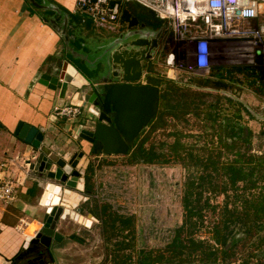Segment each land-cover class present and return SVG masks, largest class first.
<instances>
[{"label": "rangeland", "instance_id": "1", "mask_svg": "<svg viewBox=\"0 0 264 264\" xmlns=\"http://www.w3.org/2000/svg\"><path fill=\"white\" fill-rule=\"evenodd\" d=\"M167 39H170L169 35ZM235 44L234 42H225L222 45L219 43L214 45L209 66L202 71L196 72L197 76L204 79L230 84L232 86L231 91L227 92L211 84H206L202 88H193V84L183 81L184 74L182 72H176L170 79L181 83L188 82L191 88L207 92V94L202 96L199 99L200 101L197 100L198 104L201 103L199 106L200 110L197 111L198 114L188 113L178 121L165 116L162 121L157 123L158 127L151 132H149L150 126L145 127L144 131L149 135L145 145L149 141L156 147L162 143L169 144L172 141V136L169 133L177 130L186 135L182 140L188 146L192 145L195 152L200 154L199 150L202 146H210L214 149L212 152H215L216 136L213 135V128L216 126L206 122L203 118V112L207 111L205 105L211 103L220 115L233 116L235 110L239 107L224 100V97H229L228 95L230 94L244 102L251 112L264 116V98L260 94L255 93V86L251 83L256 79V73L254 75H246L240 72H231L228 76H222L223 78L213 75V72H216L218 67L228 69L233 66H248L244 58L233 54ZM163 51H157L158 53L154 55V58L148 60L145 65L146 67L150 66L152 71L158 76L169 78L166 75V69L162 62ZM206 88H209V90ZM87 107L93 109L89 104ZM84 114L86 115V112ZM239 114L238 124L246 126L252 132L250 138L251 152L258 153L259 151H263L264 119L262 120L255 116L249 118L243 111H239ZM82 117L85 119L83 115L79 118ZM78 124L79 122L75 125L78 127ZM80 145L83 148H87L86 144ZM80 145L73 142L72 149L74 150L76 147L78 149ZM72 149L71 151H73ZM161 150L167 152L166 146H162ZM226 158H230V155L227 153L221 154L220 159L222 161ZM87 162L93 168V192L83 194L81 191L79 201L72 205L71 208H67L68 213L59 217L56 221V228L63 235L76 234L81 239L79 242L75 240L69 243L71 249L68 251L69 254L62 256L63 260L61 264H109L110 258L115 254V244L120 240L133 241L132 247L117 252L119 255L129 252L131 261L135 259L136 250L139 247L145 250H161L171 237L172 230L181 222L182 208L180 196L183 182L187 176L197 175V169L188 163L185 167L172 159L163 164H127L125 162V155H101L99 158H91L88 155ZM80 172V182H83L84 170L81 169ZM48 181L51 182L50 180ZM40 183L43 185L44 180L40 181ZM62 187L63 191L70 190L77 194L76 189L66 186ZM41 190L42 186L40 189L38 188V191ZM63 191L60 196L61 198L64 194ZM203 194L204 196H209L210 204L217 205L215 210L217 213L223 201V195L210 192H204ZM228 195V202L231 205L232 197L230 191H228ZM102 201L107 202L113 210H116L120 214L133 215L134 225L132 233L123 232L122 234L107 237V234L102 232L100 221L88 212L90 208H93L94 203L98 204ZM62 208H64L63 205ZM77 214L83 218H88L90 225L85 227L83 223L78 222L75 218ZM87 214H90V217ZM203 214V225L195 233L194 238L215 247L211 238L212 225L213 221L218 218V215L211 214L206 209L203 211ZM242 237L243 234L240 231L236 233L232 239L236 241L233 253L225 261H221L218 257V264H264V244L254 247L253 242L256 241L254 240L255 237L249 241L242 239ZM184 264L202 263L195 260Z\"/></svg>", "mask_w": 264, "mask_h": 264}, {"label": "trees", "instance_id": "2", "mask_svg": "<svg viewBox=\"0 0 264 264\" xmlns=\"http://www.w3.org/2000/svg\"><path fill=\"white\" fill-rule=\"evenodd\" d=\"M256 63L259 61L256 60ZM258 71L259 67L256 65L233 66L228 69L218 67L213 75L223 78L222 76H228L231 72L246 75L256 73V79L253 77L251 83L255 86V93L264 98V82L256 83ZM144 79L145 84L158 88L157 111L147 125L150 126L149 132L154 131L158 127L157 123L165 116L178 121L188 113L198 114L201 103L198 104L197 100L207 94L191 88L188 82L181 83L158 76L150 66L146 67ZM205 80L206 84H210L211 80ZM224 100L239 107L233 116L220 115L211 103L205 105L207 111L203 112L206 122L216 126L213 128V135L216 136L215 152H212L214 149L210 146H202L200 154L195 152L192 145L188 146L182 140L186 135L177 130L169 133L172 136L169 144L162 143L158 147L150 141L145 145L149 136L144 131L145 128L135 139L125 155L127 164H163L172 159L185 167L188 163L196 168L198 173L187 176L183 182L180 196L181 222L172 230L165 246L161 250H145L139 247L135 259L131 261L129 252L122 255L117 252L132 247L133 241L120 240L115 244V254L110 258L109 264H184L195 260L202 264H218V257L225 261L233 253L236 241L232 239L239 231L243 234L242 239L247 241L255 237L254 247L264 244V150L251 152L252 132L237 122L240 118L239 111L253 118L250 112L237 100L229 97H224ZM162 146H166L167 152L161 150ZM225 153L230 155V158L222 161L220 156ZM92 176L93 168L88 162L83 173L84 189L93 190ZM228 191L231 192V205L228 202ZM204 192L223 195L217 213V205L210 204L209 196H204ZM205 209L218 215L212 225L211 238L215 247L194 238L203 225ZM88 212L100 221L101 230L107 237L123 232L132 233L133 215L120 214L105 201L94 203Z\"/></svg>", "mask_w": 264, "mask_h": 264}, {"label": "crops", "instance_id": "3", "mask_svg": "<svg viewBox=\"0 0 264 264\" xmlns=\"http://www.w3.org/2000/svg\"><path fill=\"white\" fill-rule=\"evenodd\" d=\"M33 2L42 7H36L28 0H0V179L9 174L17 184L14 202L0 203V264H10L20 254L25 239L34 235L45 212V207L39 204L42 190L38 191V188L42 186L43 189L40 181L45 183L48 180L28 170L25 160H33L37 153L32 152L30 144L14 134L17 125L25 123L34 126L41 135L39 145L61 159L67 160L79 149H72L73 142L88 146L78 137L79 126L85 121L83 117L71 123L52 114L56 105H82L81 97L71 88H67L61 96L58 87L48 89L38 83V77L42 72L51 71V66L60 59L69 57L68 48L91 53L90 47L115 33L110 27L73 14L74 0ZM162 33L160 45L168 38L164 29ZM144 66L142 83H145ZM79 69L84 72L83 67L79 66ZM87 105L82 106L86 109ZM86 115L83 116L86 118ZM77 122L78 127L75 125ZM89 156L99 158L101 154ZM75 182H80V178ZM81 187L82 190L72 188L77 190L79 198L81 191L87 194L82 181ZM71 206L67 204L63 210ZM64 236L66 238L68 234ZM70 242L74 241L68 239L59 247L54 245L55 264H61L62 256L69 254Z\"/></svg>", "mask_w": 264, "mask_h": 264}, {"label": "water", "instance_id": "4", "mask_svg": "<svg viewBox=\"0 0 264 264\" xmlns=\"http://www.w3.org/2000/svg\"><path fill=\"white\" fill-rule=\"evenodd\" d=\"M28 1L36 7H42L33 0ZM140 17L154 19V14L139 3L131 1L128 7L121 9L113 36L90 47L91 53L75 52L68 48L70 58L60 59L51 66V71L42 72L38 77V83L48 89L55 90L58 87L61 96L67 88H71L81 97L82 105L89 104L93 107L78 129V137L88 146L83 148L80 145L67 160L39 145L41 135L34 126L20 123L14 130V134L30 144L32 152L37 153L33 160H25L28 170L35 172L41 179L57 184L61 189L58 196L62 194V186L71 188L68 182L81 177L80 171L85 169L88 155H126L141 131L155 117L158 88L142 83L141 72L144 68L142 61L151 59L152 50L157 46L155 41L163 28L148 27L139 22ZM152 35L154 38L148 44ZM79 66L83 67L84 72ZM187 81L200 88L207 83L200 76L190 77ZM210 84L227 92L232 89L230 84L217 80ZM228 96L240 102L252 116L264 119V116L251 112L235 96ZM84 192L90 193L88 190ZM60 203L45 210L39 228L32 237L25 239L24 248L10 264H34L33 261L38 258L28 254L30 244H37L51 251L53 244L59 247L74 236L71 234L65 238L56 229L57 219L64 215ZM57 209H62L60 215L56 214ZM87 216L90 217V214Z\"/></svg>", "mask_w": 264, "mask_h": 264}, {"label": "built area", "instance_id": "5", "mask_svg": "<svg viewBox=\"0 0 264 264\" xmlns=\"http://www.w3.org/2000/svg\"><path fill=\"white\" fill-rule=\"evenodd\" d=\"M131 1L151 10L170 37L157 50L164 49L169 79L182 72L187 81L209 66L214 45L234 42L233 54L258 66L256 83L264 82V0H74L72 13L115 29L121 9ZM91 111L76 103L52 108L53 115L71 123ZM16 191L15 178L8 174L0 179L1 204L14 202Z\"/></svg>", "mask_w": 264, "mask_h": 264}, {"label": "bare ground", "instance_id": "6", "mask_svg": "<svg viewBox=\"0 0 264 264\" xmlns=\"http://www.w3.org/2000/svg\"><path fill=\"white\" fill-rule=\"evenodd\" d=\"M236 56H239V55H236ZM68 185L71 188L81 189V182H75V180L73 179H71V181L68 182ZM60 190L61 189L57 184H54L51 182H45L43 184V189L41 191V195L39 198V204L42 207H45V210H46L55 203L58 204L59 202H61L60 203L61 206L62 205L66 206L67 204L74 205L75 202L79 200V195L70 190H64L63 197L61 198L60 196H58L60 194ZM61 213H62V209L56 210V214L60 215ZM63 214H67L66 208L65 210H63ZM75 218L78 222H81L86 225H90V220L88 218H83L82 216L78 214L75 216Z\"/></svg>", "mask_w": 264, "mask_h": 264}, {"label": "flooded vegetation", "instance_id": "7", "mask_svg": "<svg viewBox=\"0 0 264 264\" xmlns=\"http://www.w3.org/2000/svg\"><path fill=\"white\" fill-rule=\"evenodd\" d=\"M139 22H143L145 25H147L148 27H152V28L153 27H160V24L157 25V21L156 20L149 19V18L140 17L139 18ZM152 37H153V35L150 37L148 44L151 43V39L154 38V37L153 38ZM160 39H161V35L156 39V41L154 40L157 46H156V48H154L152 50L153 52H152L151 59L153 58V55L155 54L154 52L157 51L156 49L160 45ZM147 47L148 46L145 47V50H147ZM148 60H150V59H147V60L144 59L142 61V67H144L145 63ZM75 240L78 241V242L81 241V239L79 237H77V235L76 236L74 235L72 238L69 239V241H75ZM65 243H63V244H65ZM63 244H61V245H63ZM54 245L55 244L52 245V248H51L52 250L50 251V250H48V249H46V248H44V247H42L40 245L30 244L31 249L28 251V254L31 255V257H33V258L34 257L38 258V259H35L33 261V263L34 264H55V255H54V249L55 248H54Z\"/></svg>", "mask_w": 264, "mask_h": 264}]
</instances>
